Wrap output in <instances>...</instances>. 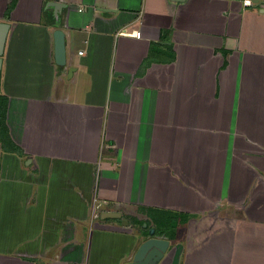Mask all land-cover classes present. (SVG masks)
Masks as SVG:
<instances>
[{
	"label": "crops",
	"instance_id": "1",
	"mask_svg": "<svg viewBox=\"0 0 264 264\" xmlns=\"http://www.w3.org/2000/svg\"><path fill=\"white\" fill-rule=\"evenodd\" d=\"M50 1L0 0V264H127L138 207L189 215L159 264H264V2Z\"/></svg>",
	"mask_w": 264,
	"mask_h": 264
},
{
	"label": "water",
	"instance_id": "2",
	"mask_svg": "<svg viewBox=\"0 0 264 264\" xmlns=\"http://www.w3.org/2000/svg\"><path fill=\"white\" fill-rule=\"evenodd\" d=\"M179 1V0H177ZM264 2V0H256V3ZM47 7L53 9L57 25H60L62 9L65 4L61 0H52L48 2ZM264 10V9H263ZM10 23L0 22V71L3 63V53L7 42L8 33L10 30ZM55 39V56L56 62L59 66H65L67 63L66 54V35L61 28L54 31ZM102 218H120L122 213L114 211H104ZM127 223V220L123 221ZM170 246V240L165 237L155 235V228H151L148 237L142 241L135 252L132 261L127 264H159L165 257L166 252Z\"/></svg>",
	"mask_w": 264,
	"mask_h": 264
},
{
	"label": "trees",
	"instance_id": "3",
	"mask_svg": "<svg viewBox=\"0 0 264 264\" xmlns=\"http://www.w3.org/2000/svg\"><path fill=\"white\" fill-rule=\"evenodd\" d=\"M16 0H12L9 5L5 16L10 15V11L13 9ZM7 108L8 98L6 95L0 93V145L2 149L7 152H17L20 148L14 144L10 138L9 129L7 126ZM138 211L147 216L146 219H138L136 217H127L129 222L137 227L144 235L149 234L151 228H155V235L165 237L171 241L176 240L177 232L181 224H184L189 215L162 208H149L138 207ZM147 222V226L144 227L143 223Z\"/></svg>",
	"mask_w": 264,
	"mask_h": 264
},
{
	"label": "rangeland",
	"instance_id": "4",
	"mask_svg": "<svg viewBox=\"0 0 264 264\" xmlns=\"http://www.w3.org/2000/svg\"><path fill=\"white\" fill-rule=\"evenodd\" d=\"M216 112V111H215ZM254 116L255 117H257L258 118V113H256V114H254ZM195 123H193V125H194ZM193 125H191V126H193ZM193 135H194V133L195 132H191ZM207 135H209V131H207ZM192 144V146L194 145V142L193 143H191ZM241 146V144L239 145V147H238V149H237V151H242V147H240ZM240 148V149H239ZM253 151H258L257 149H254V148H251ZM189 150H190V146H189ZM2 151V150H1ZM99 175V174H98ZM99 204V205H98ZM95 207H94V211H96V212H94V213H98L99 211H100V206H101V203H98ZM140 214H142L141 216H142V219H146L147 218V216L145 215V214H143V213H141V212H139ZM146 218H145V217ZM146 221H148V220H145V222L143 223V226L144 227H146L147 226V222ZM93 224H94V220L92 221V226H93ZM185 229H182V230H179L178 229V231H184ZM150 231V230H149ZM183 235V233L181 232H179V236H178V232H177V238H176V240H178V241H176V240H174L173 242H172V244L175 242V243H182L184 240V237L182 236ZM181 248L179 247V246H176V249L175 248H173V250L167 255L168 256V258H166L165 259V261H167V263L168 264H172V258H173V260H175V263L174 264H179V261L181 262ZM175 252V253H174ZM174 254V255H173ZM172 257V258H171Z\"/></svg>",
	"mask_w": 264,
	"mask_h": 264
},
{
	"label": "built area",
	"instance_id": "5",
	"mask_svg": "<svg viewBox=\"0 0 264 264\" xmlns=\"http://www.w3.org/2000/svg\"><path fill=\"white\" fill-rule=\"evenodd\" d=\"M245 3H246L247 5H252L253 0H245ZM132 34H133L134 36L138 37V38L141 37V31H134V32H132ZM81 53H82V52H81ZM98 205H99V204H98Z\"/></svg>",
	"mask_w": 264,
	"mask_h": 264
}]
</instances>
